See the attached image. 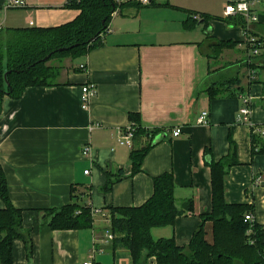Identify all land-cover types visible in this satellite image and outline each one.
<instances>
[{
  "label": "crops",
  "instance_id": "0c3cea01",
  "mask_svg": "<svg viewBox=\"0 0 264 264\" xmlns=\"http://www.w3.org/2000/svg\"><path fill=\"white\" fill-rule=\"evenodd\" d=\"M18 1L24 6L9 7L8 0H0L3 43L11 29L56 27L80 13L67 7V0ZM258 3L264 5L263 0L254 4L257 20L249 26L262 38L264 13L257 11ZM191 11L192 19L200 20L198 10L173 0L124 4L111 17L99 46L74 58L77 63L64 60L57 85L27 87L17 100L3 96L0 170L10 202L23 210V230H30L33 244V254L26 258L22 241L14 242L15 264H81L93 248L96 264H132L128 250L98 240L110 229L102 213L109 214L110 207L142 205L153 192L152 178L165 172L173 175L177 207L191 197L193 213L177 217L171 226L153 228L151 235L187 245L201 216L211 212V169L204 150L208 148L217 161L228 155L230 138L237 164L224 179L225 200L247 205L253 221L264 224V154L251 152L250 139L252 129L264 126V67L249 79L242 26L226 23L228 16L223 14L225 22L209 23L211 39L206 43L203 25L184 27ZM227 40L235 46L217 54L218 43ZM256 59L264 60L263 51ZM237 77L240 85L208 98L207 87ZM87 82L96 92L84 110L81 86ZM244 96L249 97L251 112L243 123L238 114ZM203 111L207 122L199 124ZM130 113L139 114L141 128L161 130L135 173L129 162L133 145L116 143L118 130L130 123ZM174 129L181 130L177 136H172ZM84 147H90L91 158L82 156ZM108 173L119 176L111 190L104 188ZM76 201L91 206L90 229L53 230L44 223V209ZM203 225L204 239L211 242L213 225L210 220ZM147 264H157L155 257Z\"/></svg>",
  "mask_w": 264,
  "mask_h": 264
},
{
  "label": "trees",
  "instance_id": "16d2710c",
  "mask_svg": "<svg viewBox=\"0 0 264 264\" xmlns=\"http://www.w3.org/2000/svg\"><path fill=\"white\" fill-rule=\"evenodd\" d=\"M131 4L139 5H125ZM66 6L80 11L71 22L56 27L11 29L9 39L4 43L0 41V112L5 95L17 100L27 87L57 85L64 60L85 55L99 46L101 36L109 30L112 14L117 8L114 0H67ZM191 15L195 13L189 12L184 27L191 29L196 24L203 25L205 41L209 42L211 37L207 31L210 20L221 18L201 14L200 20H193ZM225 21L245 27L242 16L228 17ZM258 39L262 43V52L264 42L262 38ZM232 46H235V42L231 40L220 41L217 54ZM257 56L251 55L243 62L251 81L256 76L255 70L264 67V61H254ZM214 57L217 58V55ZM240 84L238 77L228 78L210 85L205 92L208 98L214 99ZM129 121L135 126L133 146L129 153V162L135 173L140 171L146 152L157 142L155 140L161 130L141 128L137 113H130ZM261 129L264 126L252 129L250 139L253 154H264V133L259 131ZM142 137L146 139L143 145L140 142ZM235 150L231 138L228 155L217 161L213 160L208 148L204 150L205 162L211 169V212L201 216V224L187 245H177L172 237L154 239L151 235L153 228L171 226L177 217L193 213L191 197L180 208L177 207L173 175L165 172L152 178L153 192L142 205L109 208L113 247L128 250L132 264H147L150 257H155L157 264H264V224L245 221V214L252 213V209L244 204H229L225 200L224 179L231 166L237 164ZM118 178H111L108 173L104 188L111 190ZM0 198L4 203V207L0 208V264H15L14 242L22 241L26 258L32 256L33 244L30 230H23V210L15 208L10 202L1 170ZM71 198L75 199L74 196ZM43 213L46 215L44 223L53 230L90 229L92 226L91 206L81 205L77 201L60 208L44 209ZM206 220L213 225L211 242L204 239L203 223Z\"/></svg>",
  "mask_w": 264,
  "mask_h": 264
},
{
  "label": "built area",
  "instance_id": "2783aa9c",
  "mask_svg": "<svg viewBox=\"0 0 264 264\" xmlns=\"http://www.w3.org/2000/svg\"><path fill=\"white\" fill-rule=\"evenodd\" d=\"M117 4V8L113 12L112 16L116 14L119 11V7L122 4L126 3H137L141 6L150 5L153 0H114ZM258 2V0H230L224 8V16L228 17H234V16H242L245 20V27H243L244 35H245V41L248 46V54L251 55H259L261 52V46L262 43L258 39V37L254 34H252L251 27L249 26V23L255 22L257 20V15L254 14L252 11V7L254 4ZM7 6L9 7H16V6H24V3L22 1L18 0H8ZM197 16V15H196ZM198 17V16H197ZM199 18V17H198ZM251 21V22H250ZM249 56V57H250ZM80 70H84L85 67L83 65L79 66ZM81 101H82V108L84 110H87L90 104V99L94 96L96 92V87H94L93 84L87 82V84L81 86ZM251 99V98H250ZM238 114V120L243 122H247L250 115V109H249V97L244 96L243 99V107L240 108ZM207 112L203 111L201 116L198 118L197 122L199 124L206 123ZM135 126L134 123L130 121V123L124 128L118 130L117 133V139L116 143L126 146L128 148H131L133 145L132 139L134 136ZM180 129H174L172 131V136H177L180 133ZM261 133H264V129L259 130ZM82 156L89 159L90 157V147H84L82 150ZM86 174H88L87 171H84ZM258 179H256L257 181ZM102 215L106 217L108 224L110 223V216L109 214L105 213ZM245 221L253 222V213L247 212L244 216ZM100 242H106V241H112L113 240V234L110 232L109 229L105 231V234L101 239H98ZM94 242H96L94 240ZM96 251V248H93L90 254L87 256L88 259L83 261L81 264H96L95 262V256L94 253Z\"/></svg>",
  "mask_w": 264,
  "mask_h": 264
},
{
  "label": "rangeland",
  "instance_id": "374dc122",
  "mask_svg": "<svg viewBox=\"0 0 264 264\" xmlns=\"http://www.w3.org/2000/svg\"><path fill=\"white\" fill-rule=\"evenodd\" d=\"M173 1H177L179 3H182L183 5H187L191 9L198 10L199 12L198 13L196 12L198 17L201 14H204V15H208L212 18H221V17H224L222 15H223L225 5L230 0H173ZM256 9H257V11H260V13H264L263 3H258ZM198 19H200V18H198ZM215 20H219V19H215ZM211 21L214 22V19L210 20V22ZM220 21L225 22L221 19H220ZM226 23H228V22H226ZM252 23H254V22H252ZM260 35H261L262 39L264 40V30H262V34H260ZM263 52H264V50H263ZM74 60H76V59H74ZM78 61H79V59L74 61V63H77ZM258 61L263 62L264 60L261 61V60L256 59L255 62L258 63Z\"/></svg>",
  "mask_w": 264,
  "mask_h": 264
},
{
  "label": "water",
  "instance_id": "95a60500",
  "mask_svg": "<svg viewBox=\"0 0 264 264\" xmlns=\"http://www.w3.org/2000/svg\"><path fill=\"white\" fill-rule=\"evenodd\" d=\"M63 50V49H62Z\"/></svg>",
  "mask_w": 264,
  "mask_h": 264
}]
</instances>
